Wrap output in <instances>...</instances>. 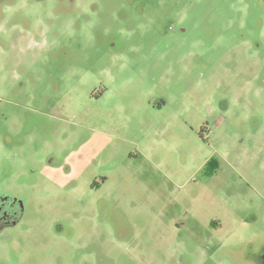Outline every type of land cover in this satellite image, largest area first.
Instances as JSON below:
<instances>
[{"label": "rangeland", "instance_id": "374dc122", "mask_svg": "<svg viewBox=\"0 0 264 264\" xmlns=\"http://www.w3.org/2000/svg\"><path fill=\"white\" fill-rule=\"evenodd\" d=\"M0 264H264V0H0Z\"/></svg>", "mask_w": 264, "mask_h": 264}, {"label": "flooded vegetation", "instance_id": "af4514ba", "mask_svg": "<svg viewBox=\"0 0 264 264\" xmlns=\"http://www.w3.org/2000/svg\"><path fill=\"white\" fill-rule=\"evenodd\" d=\"M21 207L14 199L0 197V226H10L20 217Z\"/></svg>", "mask_w": 264, "mask_h": 264}]
</instances>
